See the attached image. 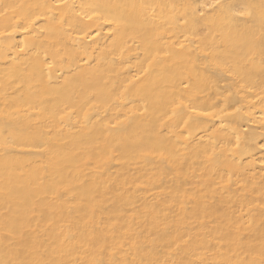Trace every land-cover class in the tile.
<instances>
[{
    "label": "bare ground",
    "instance_id": "obj_1",
    "mask_svg": "<svg viewBox=\"0 0 264 264\" xmlns=\"http://www.w3.org/2000/svg\"><path fill=\"white\" fill-rule=\"evenodd\" d=\"M0 264H264V0H0Z\"/></svg>",
    "mask_w": 264,
    "mask_h": 264
}]
</instances>
